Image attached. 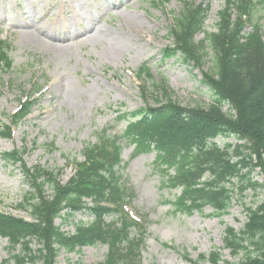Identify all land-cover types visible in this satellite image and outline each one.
Listing matches in <instances>:
<instances>
[{
  "label": "trees",
  "instance_id": "16d2710c",
  "mask_svg": "<svg viewBox=\"0 0 264 264\" xmlns=\"http://www.w3.org/2000/svg\"><path fill=\"white\" fill-rule=\"evenodd\" d=\"M224 2L214 30L208 31L204 27L208 7L182 0L183 12L169 29L172 42L160 50V59L180 60L196 67L203 66L209 50L212 70L202 75L213 102L206 107L181 106L164 80L153 81L149 68L140 66L136 76L143 81L140 95L145 105L119 116L127 121L122 135L110 136L105 128L95 143L83 147V160L67 159L75 169L67 182L59 180L63 169L22 165V173L32 187L24 197L31 219L0 211V236L10 247L2 264H32L41 258L55 264L62 249L73 252L97 244L107 248L98 264H142L145 238L136 231L134 218L127 211L134 190L124 183L120 169L125 143L133 146L132 158L154 153L152 164L160 174L161 186L180 189L179 196L167 201L176 213L191 215L205 206L211 207L216 216L227 213L232 179L249 176L257 168L264 187V39L260 23L264 0ZM257 6L263 14L254 19ZM198 33L203 36L196 41ZM8 51L9 46L0 41V65L10 68ZM148 81L152 90L145 86ZM225 105L227 109L223 110ZM32 106V100L19 99L11 123H20ZM11 136V126L0 122V137ZM218 136H234L238 142L219 146L214 141ZM22 155L14 149L1 156L22 163ZM248 179L241 189L258 185ZM46 189L51 195H45ZM76 212L89 220L78 222L73 232H64L60 224H55V219ZM246 212V222L239 231L226 227L224 248L234 256L244 253L232 264H264V200L254 208L247 207ZM34 239L37 249L31 247ZM221 260V254L214 251L198 258L209 264Z\"/></svg>",
  "mask_w": 264,
  "mask_h": 264
},
{
  "label": "rangeland",
  "instance_id": "374dc122",
  "mask_svg": "<svg viewBox=\"0 0 264 264\" xmlns=\"http://www.w3.org/2000/svg\"><path fill=\"white\" fill-rule=\"evenodd\" d=\"M0 0V41L9 46L10 68L0 65V122L9 123V116L18 108L19 99L30 97L33 101L30 114L16 126L11 137H0V211L26 220L31 215L24 197L32 187L22 173L26 167L41 166L50 170L63 169L59 180L65 183L74 173L72 164L82 160L84 145L95 143L99 132L107 129L110 136L122 135L127 126L119 116L144 106L140 95V81L136 78L140 66L149 68L153 81L164 80L173 99L181 106L206 107L214 96L203 85L202 72L212 70L211 52L203 66L180 60L160 59V50L172 42L169 35L174 19L183 12L182 0ZM208 7L205 29L214 30L224 0H189ZM119 4L111 7V4ZM133 13L144 23V39H135L123 56L110 58L108 47L113 43L116 31L124 16ZM58 14L61 16L58 17ZM96 18L103 41L80 39L91 34L88 29L77 37L66 35L64 28L55 30L59 38H46L50 43L68 45L64 54L57 56L36 43H24L20 28L13 18L35 19L50 32L58 21L73 18L84 23L91 15ZM263 14L260 6L254 10V19ZM24 16V17H22ZM264 39V19L260 21ZM78 24L75 26L77 28ZM203 36L198 33L195 40ZM55 39V40H54ZM148 90L153 88L145 82ZM75 90L74 103L68 99V89ZM151 102V100H148ZM227 105L223 106V110ZM219 146L236 144L234 136H218ZM19 150L22 163H12L2 158V153ZM133 146L123 145L121 174L124 183L134 190V197L127 210L134 217L145 243L141 251L142 264H209L200 262L201 254L219 252V264L237 262L244 253L234 256L224 248L226 227L239 231L247 219V207H256L264 200L263 175L259 168L249 176L232 179L229 184L232 200L227 213L216 216L205 206L191 215L176 213L167 202L180 195L179 188H164L160 174L153 166L154 153H142L132 158ZM246 172V170H244ZM248 177L258 183L247 187ZM45 195H51L49 189ZM23 205V206H22ZM89 217L76 212L67 218L55 219L64 232L71 233L78 222H88ZM31 247L37 249L34 239ZM7 239L0 236V264L9 256ZM105 245L84 246L73 252L60 250L55 264H98L106 254ZM10 264H16L11 261ZM31 264V263H23ZM32 264H47V260L35 259Z\"/></svg>",
  "mask_w": 264,
  "mask_h": 264
},
{
  "label": "bare ground",
  "instance_id": "6f19581e",
  "mask_svg": "<svg viewBox=\"0 0 264 264\" xmlns=\"http://www.w3.org/2000/svg\"><path fill=\"white\" fill-rule=\"evenodd\" d=\"M117 4H111V7L117 6ZM61 15L58 14V17ZM101 15H91L88 19L86 18L84 23H79L77 20L73 18L64 21H58L55 23L54 31L46 30L44 26H41L35 19L28 20H20L19 17H15L11 20L15 23L14 26L20 28L18 33L20 34V39L24 43L32 42L36 43L39 47L44 48L46 51L60 56L68 50V45H57L50 43L46 38H59L60 36L54 35L55 30L64 28L66 31V35L69 37H77L80 34H84L88 31V29L92 30L91 34H85L80 39V42L84 40H99L103 41L101 30L99 26H96L94 20L99 18ZM24 17V16H22ZM78 24L77 28L75 26ZM144 23L140 20V18L133 14L129 13L124 16V21L119 23L116 27V31L112 33H107L112 35L111 45L108 47L107 55L110 58H115L116 56H123L126 50H130L135 39H144ZM54 39V40H55ZM75 90L72 88L68 89L67 96L71 103H74Z\"/></svg>",
  "mask_w": 264,
  "mask_h": 264
}]
</instances>
